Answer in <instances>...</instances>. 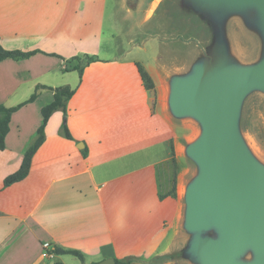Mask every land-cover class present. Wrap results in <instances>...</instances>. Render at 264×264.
Wrapping results in <instances>:
<instances>
[{"label":"crops","instance_id":"obj_1","mask_svg":"<svg viewBox=\"0 0 264 264\" xmlns=\"http://www.w3.org/2000/svg\"><path fill=\"white\" fill-rule=\"evenodd\" d=\"M130 3L0 0V46L37 51L0 61V105L26 102L38 85L74 90L66 113L51 115L27 177L3 187L53 93L39 90L11 115L0 151V264H175L160 258L179 249L186 190L198 175L187 148L202 129L194 117L175 116L169 99L173 78L198 60L156 36L134 42L133 24L144 18ZM84 55L97 61L79 76L73 68ZM63 123L72 140L61 136Z\"/></svg>","mask_w":264,"mask_h":264},{"label":"water","instance_id":"obj_2","mask_svg":"<svg viewBox=\"0 0 264 264\" xmlns=\"http://www.w3.org/2000/svg\"><path fill=\"white\" fill-rule=\"evenodd\" d=\"M205 1L211 7L224 2L255 7L264 20V0ZM212 11L207 16L197 13L215 25L218 17ZM215 56L199 59L191 73L171 83L172 113L194 117L202 129L187 148L198 175L186 190L184 229L197 234L213 226L222 237H194L186 253L197 256L200 264H241L236 257L247 246L258 256L264 255V170L249 155L237 131L243 98L254 89L264 90V60L247 68H229ZM97 264L115 261L105 259Z\"/></svg>","mask_w":264,"mask_h":264},{"label":"rangeland","instance_id":"obj_3","mask_svg":"<svg viewBox=\"0 0 264 264\" xmlns=\"http://www.w3.org/2000/svg\"><path fill=\"white\" fill-rule=\"evenodd\" d=\"M131 2L133 15L137 19L144 18L141 24H133L134 42L156 36L176 49L189 50L197 60L216 53L217 61L229 68H247L264 60V20L255 7H232L225 2L211 7L205 0H156L151 8L150 0ZM210 10L216 11L215 25L197 13L202 11L207 16ZM212 46L214 50H211ZM237 131L249 155L264 170V90L254 89L243 98L238 111ZM193 173L192 166L187 179ZM184 211L183 203V219ZM194 237L222 239L219 229L213 226L197 234L181 229L175 264H200L197 256L186 253ZM258 260L264 264V255L258 256L251 246L236 257L241 264H253Z\"/></svg>","mask_w":264,"mask_h":264},{"label":"trees","instance_id":"obj_4","mask_svg":"<svg viewBox=\"0 0 264 264\" xmlns=\"http://www.w3.org/2000/svg\"><path fill=\"white\" fill-rule=\"evenodd\" d=\"M36 53L37 51L22 52L19 50H6L0 46V61L5 60V59H12V60L27 59ZM75 59L80 60L79 58H75ZM83 59H84V63L82 64L78 63L73 68L75 71L78 72L79 76L82 75V71L85 66H87L91 62L97 61L96 58L88 57L87 55H84ZM137 67H138V71L141 76V79L143 80V83L145 84L147 88H151L152 85H151V81L148 75L142 70L141 67L139 66ZM39 90H48L52 92L53 101L41 109L42 122L36 131L35 139L24 152L22 162H21L19 169L13 174H10L4 178L3 187H9L12 184L20 182L27 177L29 170H30V166H31V160L34 154L37 152V150L39 149V147L43 144L45 140V127L47 126V123L51 115L58 110L63 111V113L65 114L66 104L74 94V90L71 89L69 86H60L56 88H51V87H45V86L38 85L36 86L34 93L28 98L26 102L20 105H17L15 107H5L3 105H0V151L4 149V139L9 130V121H10L12 113L17 111L25 103L33 102L35 98L37 97V93ZM60 133H61V136H63L65 139L72 140V137L65 123L62 124ZM53 253L56 255H73L78 258H81V255L79 252L72 251V250H64L61 248L54 249ZM178 254L179 252H174V253L165 255L161 257L160 259L161 260H175L178 257ZM54 264H62V263L56 262ZM93 264H97V263H93ZM116 264H120V262L116 261Z\"/></svg>","mask_w":264,"mask_h":264},{"label":"built area","instance_id":"obj_5","mask_svg":"<svg viewBox=\"0 0 264 264\" xmlns=\"http://www.w3.org/2000/svg\"><path fill=\"white\" fill-rule=\"evenodd\" d=\"M44 247H45V248H48V245H47V244H45V245H44Z\"/></svg>","mask_w":264,"mask_h":264}]
</instances>
